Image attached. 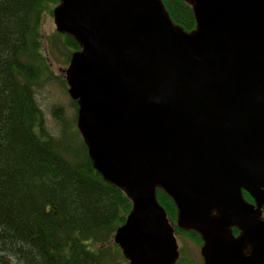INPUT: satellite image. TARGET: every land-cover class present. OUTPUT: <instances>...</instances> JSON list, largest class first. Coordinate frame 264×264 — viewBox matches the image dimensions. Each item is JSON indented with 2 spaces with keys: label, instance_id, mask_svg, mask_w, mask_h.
I'll return each instance as SVG.
<instances>
[{
  "label": "water",
  "instance_id": "1",
  "mask_svg": "<svg viewBox=\"0 0 264 264\" xmlns=\"http://www.w3.org/2000/svg\"><path fill=\"white\" fill-rule=\"evenodd\" d=\"M182 1L189 31L162 0H59L55 30L79 46L64 70L76 127L131 203L113 235L129 264L179 259L158 189L203 264H264V0Z\"/></svg>",
  "mask_w": 264,
  "mask_h": 264
},
{
  "label": "trees",
  "instance_id": "2",
  "mask_svg": "<svg viewBox=\"0 0 264 264\" xmlns=\"http://www.w3.org/2000/svg\"><path fill=\"white\" fill-rule=\"evenodd\" d=\"M58 2L0 0V264H129L113 235L130 201L93 168L74 121V137L63 124L60 136L51 134L35 99L44 81L57 79L40 27ZM162 2L174 23L194 28L187 3ZM78 49L71 36L53 33L49 52L69 61ZM156 196L175 221L172 200L160 189ZM174 227L201 241L196 232Z\"/></svg>",
  "mask_w": 264,
  "mask_h": 264
},
{
  "label": "rangeland",
  "instance_id": "3",
  "mask_svg": "<svg viewBox=\"0 0 264 264\" xmlns=\"http://www.w3.org/2000/svg\"><path fill=\"white\" fill-rule=\"evenodd\" d=\"M52 13H46L40 27L41 41L43 50L47 54L50 70L56 75L57 79L51 77L36 89L35 99L39 104L46 122V126L51 134L60 136L62 127L70 131L71 123L76 125L77 108L72 104V99L67 92V84H63L64 70L68 65L65 55L61 53L49 52L51 37L55 32ZM49 52V53H47ZM63 124V125H62ZM72 131L67 135L68 138L74 137ZM171 225L175 223L170 221ZM175 238L178 244L179 255L184 259L180 264H199L202 261L200 247L202 242L193 239L188 234L175 231Z\"/></svg>",
  "mask_w": 264,
  "mask_h": 264
},
{
  "label": "flooded vegetation",
  "instance_id": "4",
  "mask_svg": "<svg viewBox=\"0 0 264 264\" xmlns=\"http://www.w3.org/2000/svg\"><path fill=\"white\" fill-rule=\"evenodd\" d=\"M246 193V192H245ZM250 197V196H249ZM250 199H251V201L250 200H248L247 198H246V200H248V201H250V202H252L253 200H252V198L250 197ZM263 212H264V206L262 207V215H263Z\"/></svg>",
  "mask_w": 264,
  "mask_h": 264
}]
</instances>
